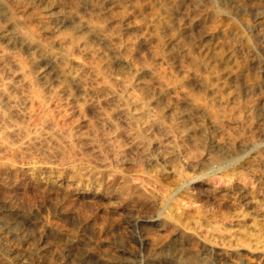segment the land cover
I'll use <instances>...</instances> for the list:
<instances>
[{"label": "rangeland", "instance_id": "obj_1", "mask_svg": "<svg viewBox=\"0 0 264 264\" xmlns=\"http://www.w3.org/2000/svg\"><path fill=\"white\" fill-rule=\"evenodd\" d=\"M0 1L13 17L2 27L33 35L38 46L28 52L0 40V88L11 84L19 100V111L0 113V264H127L141 252L132 230L122 226L127 214L111 213L113 199L91 202L93 194L103 196L98 183L112 177L103 154L88 144L95 134L103 139L107 99L113 92L151 104L163 98L166 111V98H185L192 90L203 97L201 110L226 108V121L237 125L243 101L264 98V0H94L90 6L86 0ZM56 53L92 73L84 84L87 102L79 107V86L64 92L55 80L42 84L41 116L77 131L85 142L66 148L63 158H46L35 133L41 124L29 117L41 106H31L24 72L41 74L44 57ZM99 68L104 81L114 83L111 92L106 83L110 94L96 93L103 86ZM52 90L57 98H50ZM239 165L246 179H220V173L172 196L173 213L183 215L182 231L198 246L179 249L165 237L154 264H175L178 257L179 264H264V154L251 153ZM120 168L158 201L175 181L160 168ZM147 231L151 238L156 234Z\"/></svg>", "mask_w": 264, "mask_h": 264}, {"label": "bare ground", "instance_id": "obj_2", "mask_svg": "<svg viewBox=\"0 0 264 264\" xmlns=\"http://www.w3.org/2000/svg\"><path fill=\"white\" fill-rule=\"evenodd\" d=\"M72 2L73 5H77L78 0ZM93 2L94 0H86L85 4L90 6L89 4ZM93 5L97 7V4ZM12 18L0 1V40L13 46L19 45L28 52H37L38 46L33 35L16 28L9 30L7 26L2 27V22H8ZM71 20V16L65 17L61 23L65 25ZM43 61L46 70L41 74L30 77L24 72V79L28 78L27 82L31 86L28 96L31 106H35L37 102L42 108L44 98L40 88L42 84L51 86L54 80L60 84L64 92L72 86H79L83 97L76 105L78 107L84 105L90 94L84 84L91 77L92 72L82 64L71 65V59L65 54L46 55ZM98 71L100 73L97 75L101 79L99 84L103 86L96 93L109 92V90L111 92L114 83L104 81L103 71L101 69ZM161 74L165 75V70L161 69ZM106 83L110 84L109 90ZM262 83L258 82V87H263ZM12 87L11 84H6L0 88L2 114L19 111V100L11 91ZM113 93H111L113 96L107 99L103 139L100 140L95 134L88 141L93 150L98 149L96 152L103 154L108 173L112 177L108 181L98 183L103 196L95 193L91 197V202L113 199L116 206L111 213L127 214L128 217L124 218L122 226L132 230V239L141 251L127 264H154L153 257L161 249L160 244L165 237L171 236L172 243H178L179 249H185V246L191 248L198 246L197 239L185 236L182 231L183 215L173 213L170 205L172 196L188 187L190 183L203 178L246 179L247 175L239 171L242 169L240 162L251 153L264 154V98L255 99L254 96H248L236 112L240 123L234 125L226 121L229 116L226 108L208 106L207 110H201L204 105L203 97L192 90L185 98H166L168 99L166 111L163 98L151 104L138 96ZM49 96L52 99L57 98L58 92L52 90ZM183 104L189 105L188 109H185ZM41 108L32 109L29 117L41 124V128L35 133L38 135L37 140L43 156L63 158L65 153L67 154L66 148H75L78 141L80 144L85 143L80 142L81 134L77 131L65 128L52 117L43 118L41 115L45 114V110ZM205 112H207L206 116ZM245 113L249 116L243 121ZM258 116L259 123L255 124L253 120ZM201 118H204V125L199 126L198 121ZM219 139H224L225 143L220 145ZM261 164V160H257L254 167L260 168ZM212 165H216L217 168H212ZM117 166H119L118 170H116ZM123 166L128 172H132L134 168L144 171L148 168L153 170L160 168L165 173L173 174L175 178L171 184L173 188L169 186L167 189L169 193L158 201L156 196L133 183L124 169L120 168ZM229 169H232L231 173H227ZM220 173H223V177L218 178ZM3 174L0 165V177ZM200 191L201 189L199 195H202ZM260 202L264 204V198L260 199ZM242 215L245 219L246 214ZM149 227L156 230L152 238L147 231ZM111 230L112 228L108 229ZM180 261L181 258L178 257L175 264H179Z\"/></svg>", "mask_w": 264, "mask_h": 264}]
</instances>
